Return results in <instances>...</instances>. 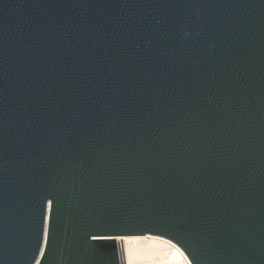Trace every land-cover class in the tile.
Wrapping results in <instances>:
<instances>
[{"label":"water","instance_id":"obj_1","mask_svg":"<svg viewBox=\"0 0 264 264\" xmlns=\"http://www.w3.org/2000/svg\"><path fill=\"white\" fill-rule=\"evenodd\" d=\"M264 264V0H0V264Z\"/></svg>","mask_w":264,"mask_h":264},{"label":"bare ground","instance_id":"obj_2","mask_svg":"<svg viewBox=\"0 0 264 264\" xmlns=\"http://www.w3.org/2000/svg\"><path fill=\"white\" fill-rule=\"evenodd\" d=\"M122 258L137 263L153 257L166 247L165 241L155 236H129L118 238Z\"/></svg>","mask_w":264,"mask_h":264},{"label":"built area","instance_id":"obj_3","mask_svg":"<svg viewBox=\"0 0 264 264\" xmlns=\"http://www.w3.org/2000/svg\"><path fill=\"white\" fill-rule=\"evenodd\" d=\"M166 243V247L159 251L158 254L154 255L153 257L142 259L137 263L130 262L128 259L124 260L121 256L120 249H119V256H120V263L121 264H192L187 257V255L183 252V250L178 247L176 244L172 243L171 241L161 238Z\"/></svg>","mask_w":264,"mask_h":264}]
</instances>
